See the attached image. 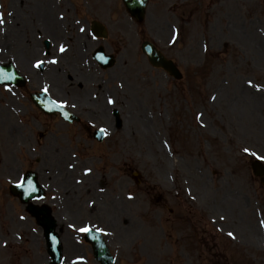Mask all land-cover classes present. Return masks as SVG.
Masks as SVG:
<instances>
[{
    "label": "rangeland",
    "instance_id": "1",
    "mask_svg": "<svg viewBox=\"0 0 264 264\" xmlns=\"http://www.w3.org/2000/svg\"><path fill=\"white\" fill-rule=\"evenodd\" d=\"M48 1L45 8L40 0L29 25L18 0H0L6 25L26 18L22 35L15 33L18 23L0 27V58L15 60L30 78L26 93L48 84L80 121L60 124L29 95L14 97L0 86V264H49L42 229L8 188L32 169L45 189L35 203L49 205L65 224L62 264L83 257L77 229L86 221L106 228L116 264H264V185L251 171L259 159L243 151L264 156V0H149L140 22L120 0ZM50 9L57 22L46 33L39 18ZM91 20L105 25L106 39L88 40ZM44 38L53 53L58 43L71 46L70 61L78 41L100 44L115 64L99 70L83 45L79 54L90 69L68 70L73 83L62 89L49 78L53 68H22V62L31 67L32 60L46 59L33 45ZM143 40L176 63L181 79L147 62ZM26 43L34 51L26 52ZM98 126L108 132L100 142L93 138ZM169 212L202 218L199 259L189 231L181 232L183 222L165 239L177 222L164 221L172 220Z\"/></svg>",
    "mask_w": 264,
    "mask_h": 264
},
{
    "label": "snow or ice",
    "instance_id": "2",
    "mask_svg": "<svg viewBox=\"0 0 264 264\" xmlns=\"http://www.w3.org/2000/svg\"><path fill=\"white\" fill-rule=\"evenodd\" d=\"M4 23H5V21H4V19H3V14H0V26H2ZM77 23H79V21H77ZM80 31H81V32H84L85 29H84L83 27H81V28H80ZM173 39H175V36L173 37ZM59 51H60L61 53H63V52L66 51V48H65V46H64L63 44H61V45L59 46ZM102 58H103V57H101V59H102ZM44 63H45V61H43V60H39V59H38V60H36V62H35V64H34V67L39 68V67H40L42 64H44ZM50 63H52V64H56V63H58V61H57L55 58H53V59L50 61ZM13 78H14L13 73L9 72V71L6 70L4 67H0V81H9V80H11V79H13ZM248 85H249V86H253V83H252L251 80L248 81ZM5 87H6V89H7V85H5ZM255 88H256L257 91H260V90H261V85L257 84V85H255ZM9 90H10V89H9ZM44 91H45V93H47V91H48L47 86L44 88ZM213 99H215V97H213ZM50 103H51V105H52L53 107L62 108V107L64 106V103H66V102H63V101H60V102H57V101H51ZM108 103H109V104H112V103H114V101H113L111 98H109V99H108ZM46 106H47V105H46ZM198 118H199V117H198ZM99 133H100L102 136L108 134L107 129H105V128H103V127H101V128L99 129ZM243 151H244L245 153H250L252 156H255V157H256L257 159H259V160H264V156H260V155H258L256 152H252L251 149H249V148H247V147L244 148ZM90 171H91V169H86V172H90ZM17 186H18V187H21V188H25V178L21 177V178L17 181ZM35 191H37L36 186H35L31 181H27V188H25V192H26V193H32V192H35ZM130 198H131V197H130ZM22 219H23V217H22ZM221 219H223V217H222ZM261 225L264 226V221H261ZM71 227H74V226H71ZM77 230H78L79 232H81V233H89V232L93 231V228H92V226H90V225H85L84 227H81V228H79V229H77ZM95 231H97V232H103L104 230H103V229H100V228H96ZM228 236H229V237H232V238H235L233 232H229V233H228ZM53 239H55V237H53ZM5 243H7V242H5ZM78 259H82V258H78Z\"/></svg>",
    "mask_w": 264,
    "mask_h": 264
},
{
    "label": "water",
    "instance_id": "3",
    "mask_svg": "<svg viewBox=\"0 0 264 264\" xmlns=\"http://www.w3.org/2000/svg\"><path fill=\"white\" fill-rule=\"evenodd\" d=\"M127 11L135 16L137 19H141L143 17V13H144V8L146 5V0H122ZM142 49L143 51L146 53L149 61L151 64L155 65V66H161L163 67L166 71H168L171 75H174L175 77H179V74L177 72V69L175 68V66L172 64L171 61L165 59L150 43H143L142 45ZM111 63V60L109 62V64ZM23 201H26L27 198H23ZM95 247L98 248L97 252H100V250L104 251L105 254V247L103 245V243H97L95 241ZM59 247V245H57ZM100 256V255H99ZM101 258L104 259L105 264H108L109 262V256L108 255H101ZM58 260V258H54L53 259V263H56V261Z\"/></svg>",
    "mask_w": 264,
    "mask_h": 264
},
{
    "label": "flooded vegetation",
    "instance_id": "4",
    "mask_svg": "<svg viewBox=\"0 0 264 264\" xmlns=\"http://www.w3.org/2000/svg\"><path fill=\"white\" fill-rule=\"evenodd\" d=\"M13 61L15 63V60H13ZM66 72H68V71L64 70L61 66L60 67H58V66L53 67V69L51 71V76L49 77L51 79L52 84L54 86L57 85V86L61 87L62 89L68 88L70 85H72L73 82H72L71 76H69ZM26 79H27V81L30 80L29 77H26ZM78 87H82V85L80 83H78ZM52 96L54 98H58L55 95H52Z\"/></svg>",
    "mask_w": 264,
    "mask_h": 264
},
{
    "label": "bare ground",
    "instance_id": "5",
    "mask_svg": "<svg viewBox=\"0 0 264 264\" xmlns=\"http://www.w3.org/2000/svg\"><path fill=\"white\" fill-rule=\"evenodd\" d=\"M46 15H47V17H49V14H47V13H44L43 15H42V18H41V20H40V24H44L45 23V20H46ZM50 19V20H49ZM47 20H49L48 21V24L51 26L52 24H51V22L53 21L51 18H48ZM53 22H55V21H53ZM38 44H37V47L35 46V48L37 49L38 48ZM35 49V50H36ZM40 49V48H39ZM29 51H34V48H29ZM40 51H42V49L40 50ZM39 51V52H40ZM36 60H38V59H34V60H32V62L30 63V66H32V64H33V62L34 61H36ZM79 62H80V60H79ZM21 63V62H20ZM21 65H22V68L25 70V71H32L33 70V66L32 67H28V63H26V62H22L21 63ZM70 64H68V66H69Z\"/></svg>",
    "mask_w": 264,
    "mask_h": 264
}]
</instances>
